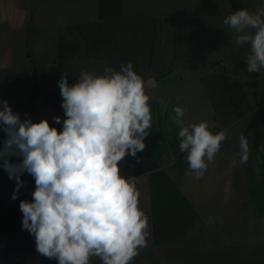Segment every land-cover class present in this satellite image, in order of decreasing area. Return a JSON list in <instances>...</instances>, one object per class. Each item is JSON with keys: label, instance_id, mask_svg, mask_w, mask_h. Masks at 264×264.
<instances>
[{"label": "crops", "instance_id": "crops-1", "mask_svg": "<svg viewBox=\"0 0 264 264\" xmlns=\"http://www.w3.org/2000/svg\"><path fill=\"white\" fill-rule=\"evenodd\" d=\"M80 2L68 13L55 12L46 0L35 14L21 0L11 11L0 5V100L21 119H47L62 129L53 117H64L58 86L64 73L71 85L82 71L101 75L107 66L118 70L131 62L144 80L152 115L145 150L120 163L121 174L135 178L149 217L147 247L132 264H225L224 258L247 264L230 256L246 258L253 247L240 238L264 235V68L248 73L249 52L239 49L219 60L210 55L224 43L223 29L235 36L223 21L206 16L208 6L222 1L154 11L131 8L128 0ZM240 2L249 11L264 5ZM36 29L31 45L30 30ZM177 104L188 110L186 124L207 121L213 133L228 132L200 179L187 174L186 153L179 151L172 120ZM241 134L250 149L243 165ZM4 136L0 131V142ZM21 179L24 186L13 200L15 181L0 167V264H58L37 253L34 237L22 229L19 204L32 200L35 181L28 173ZM91 264L101 262L93 258Z\"/></svg>", "mask_w": 264, "mask_h": 264}, {"label": "clouds", "instance_id": "clouds-1", "mask_svg": "<svg viewBox=\"0 0 264 264\" xmlns=\"http://www.w3.org/2000/svg\"><path fill=\"white\" fill-rule=\"evenodd\" d=\"M238 45L248 44L247 72L264 68V5L241 8L223 20ZM64 117L34 122L21 119L7 100H0V167L14 180L12 199L24 186L21 176L35 181L32 200H21L22 229L35 239L36 252L58 264H132L147 247L149 217L140 207L134 177L121 174L126 156L146 148L152 115L143 78L131 62L107 66L94 75L82 71L71 85L64 73L58 81ZM187 108L173 106L179 151L186 153L188 175L203 177L214 162L226 129L213 133L207 121L185 123ZM249 141L239 136V163L249 159ZM18 157L19 162L12 158Z\"/></svg>", "mask_w": 264, "mask_h": 264}, {"label": "rangeland", "instance_id": "rangeland-1", "mask_svg": "<svg viewBox=\"0 0 264 264\" xmlns=\"http://www.w3.org/2000/svg\"><path fill=\"white\" fill-rule=\"evenodd\" d=\"M6 1L4 4V7L7 8L11 7L9 10L11 11L16 5L17 2L20 0H4ZM40 1L42 0H21V2H27L31 6V13L35 14L38 6L40 5ZM48 1V4L50 5V8L55 10V12L58 13V10H61L65 13H68L69 11L72 10V7L75 6H81L80 0H46ZM184 1V2H182ZM211 2V0H128V3L131 8L141 10V11H154V10H161V9H172V8H179L181 6L183 7H188L189 5L187 2H191V4H194L192 7H196L201 5L207 6V4ZM222 2L215 3L212 7L208 6L207 11H206V16L208 18V21H215L216 19L218 21H223L228 15L231 14V7H234L236 10H239L241 8H246V6H242V3L240 2L241 0H220ZM251 1V0H249ZM78 4V5H77ZM186 5V6H185ZM217 5V7H216ZM179 6V7H178ZM198 8V7H197ZM247 9V8H246ZM14 14V12H12ZM226 28V26H225ZM230 28V27H229ZM30 34L33 36V38L29 37L31 45L35 44V40L37 39L39 35V31L36 30H30ZM222 37L225 38L224 43L222 44L221 47H218V50L213 48L210 51V55L213 57H216V60L222 59V55L224 53L228 54L230 56L231 51H237L238 49L240 50V54L250 52V46L248 44H243V45H230L231 41H233L232 34H230V31L227 29L222 30ZM28 45V44H27ZM230 61H227L229 63ZM4 175V174H2ZM261 227H264L262 224L260 225ZM240 240H248L249 241V246L253 247V249H250L248 252V255H246V258L242 257V254L237 253H232L230 257L235 256L239 257L240 260H242L243 263L247 264H264V235H251L245 238H240ZM224 263L227 264L228 262H231V260L228 261V259L224 258L223 259Z\"/></svg>", "mask_w": 264, "mask_h": 264}]
</instances>
